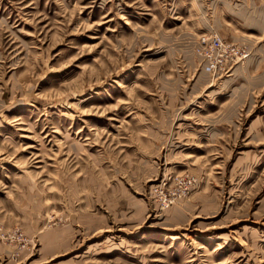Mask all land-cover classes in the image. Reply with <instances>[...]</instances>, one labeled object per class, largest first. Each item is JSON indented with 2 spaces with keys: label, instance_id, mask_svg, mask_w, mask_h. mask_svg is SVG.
<instances>
[{
  "label": "rangeland",
  "instance_id": "rangeland-1",
  "mask_svg": "<svg viewBox=\"0 0 264 264\" xmlns=\"http://www.w3.org/2000/svg\"><path fill=\"white\" fill-rule=\"evenodd\" d=\"M0 264H264V0H0Z\"/></svg>",
  "mask_w": 264,
  "mask_h": 264
},
{
  "label": "built area",
  "instance_id": "built-area-1",
  "mask_svg": "<svg viewBox=\"0 0 264 264\" xmlns=\"http://www.w3.org/2000/svg\"><path fill=\"white\" fill-rule=\"evenodd\" d=\"M195 54L201 63L204 62L208 73L213 76H220L227 74L229 70L236 64L243 62L248 57V50L244 45L229 42L222 39L217 33L203 34L199 37L195 47ZM170 180V179H169ZM169 180H163L160 186V193L164 198L169 199L172 193L178 194L179 192L186 193L193 184L186 177L174 178L172 183L178 186V191H172ZM170 185V186H169ZM188 186V190L184 191L183 188Z\"/></svg>",
  "mask_w": 264,
  "mask_h": 264
},
{
  "label": "bare ground",
  "instance_id": "bare-ground-1",
  "mask_svg": "<svg viewBox=\"0 0 264 264\" xmlns=\"http://www.w3.org/2000/svg\"><path fill=\"white\" fill-rule=\"evenodd\" d=\"M246 59H247V58H246ZM246 59H245V60H246ZM245 60H244V61H245ZM244 61H243V62H244ZM243 62H240V63L242 64ZM203 63H204V62H203ZM238 64H239V63H238ZM204 65H205V64H204ZM161 185H162V184H161ZM156 190H157V189H155V191H156ZM159 192H160V191H159ZM163 202H164V204H165L166 206L169 204V201L167 202V201L164 200V199H163ZM166 202H167V203H166Z\"/></svg>",
  "mask_w": 264,
  "mask_h": 264
}]
</instances>
